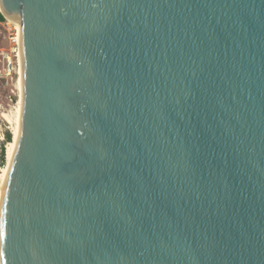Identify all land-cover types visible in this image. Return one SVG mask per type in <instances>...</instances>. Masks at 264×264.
I'll return each instance as SVG.
<instances>
[{"label": "water", "instance_id": "95a60500", "mask_svg": "<svg viewBox=\"0 0 264 264\" xmlns=\"http://www.w3.org/2000/svg\"><path fill=\"white\" fill-rule=\"evenodd\" d=\"M21 111L0 264H264V0H0Z\"/></svg>", "mask_w": 264, "mask_h": 264}, {"label": "rangeland", "instance_id": "374dc122", "mask_svg": "<svg viewBox=\"0 0 264 264\" xmlns=\"http://www.w3.org/2000/svg\"><path fill=\"white\" fill-rule=\"evenodd\" d=\"M3 17H0V24L3 23ZM12 23V22H11ZM7 33L5 27L0 25V48L7 47ZM18 100V90L16 86V77H14L13 81L8 82L7 84H2L0 82V146L4 145V156L6 158V148L7 143L5 142L4 134L6 132L10 133V138L12 140V130H13V119L16 111V103ZM3 114L8 115L10 120H5L3 118ZM5 160V159H4ZM0 165V174L1 169L4 164ZM1 181V178H0Z\"/></svg>", "mask_w": 264, "mask_h": 264}, {"label": "built area", "instance_id": "2783aa9c", "mask_svg": "<svg viewBox=\"0 0 264 264\" xmlns=\"http://www.w3.org/2000/svg\"><path fill=\"white\" fill-rule=\"evenodd\" d=\"M0 15L3 17V23L0 25L5 27L7 33V47L0 48V82L7 84L13 81L14 77L17 80L19 76V46L17 30L7 21L1 9Z\"/></svg>", "mask_w": 264, "mask_h": 264}, {"label": "bare ground", "instance_id": "6f19581e", "mask_svg": "<svg viewBox=\"0 0 264 264\" xmlns=\"http://www.w3.org/2000/svg\"><path fill=\"white\" fill-rule=\"evenodd\" d=\"M11 25L14 26V28L17 30V37H19V27L20 24L16 23V22H12L7 20ZM16 86H17V90H18V100L16 103V111L14 114V119H13V130H12V140L10 142L7 143V148H6V158H5V164L3 166V168L1 169V174H0V200H1V195H2V191H3V186H4V182H5V178H6V174H7V170H8V166L10 163V159H11V155L13 152V148L15 145V141L17 138V133H18V126H19V119H20V111H21V76H20V59H19V76L18 79L16 80ZM3 118L5 120H10L8 115L3 114Z\"/></svg>", "mask_w": 264, "mask_h": 264}, {"label": "trees", "instance_id": "16d2710c", "mask_svg": "<svg viewBox=\"0 0 264 264\" xmlns=\"http://www.w3.org/2000/svg\"><path fill=\"white\" fill-rule=\"evenodd\" d=\"M0 17H2L1 15H0ZM3 19V18H2ZM4 138H5V142H10L11 141V138H10V133L9 132H6L5 134H4ZM4 145L2 144L1 146H0V165H2L3 163H4V159H5V156H4Z\"/></svg>", "mask_w": 264, "mask_h": 264}]
</instances>
